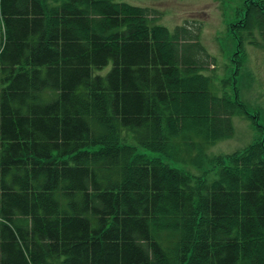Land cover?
Masks as SVG:
<instances>
[{"label":"trees","instance_id":"trees-1","mask_svg":"<svg viewBox=\"0 0 264 264\" xmlns=\"http://www.w3.org/2000/svg\"><path fill=\"white\" fill-rule=\"evenodd\" d=\"M236 15L221 78L197 22L0 0V264H264V140L208 154L249 115L236 82L264 0Z\"/></svg>","mask_w":264,"mask_h":264},{"label":"rangeland","instance_id":"rangeland-1","mask_svg":"<svg viewBox=\"0 0 264 264\" xmlns=\"http://www.w3.org/2000/svg\"><path fill=\"white\" fill-rule=\"evenodd\" d=\"M135 6L154 8L162 12L158 23L170 30L187 21L202 26L201 40L209 52L217 58V72L231 77L235 69L231 63L236 45L228 32V26L236 20V10L242 0H119ZM257 42L264 46V40L257 36ZM262 42V43H261ZM259 45V46H260ZM247 45L246 57L237 77L240 99L249 115L233 118L235 132L231 138L221 140L208 148L210 157L240 151L258 139L264 140V47ZM233 83L225 89L233 92ZM142 151V150H141ZM178 167L192 174L200 175L197 168ZM214 175L211 174L210 178Z\"/></svg>","mask_w":264,"mask_h":264}]
</instances>
